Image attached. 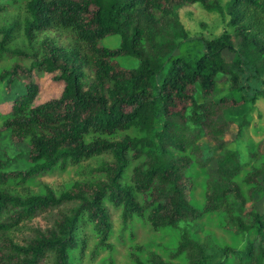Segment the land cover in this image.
Segmentation results:
<instances>
[{"label": "trees", "instance_id": "trees-1", "mask_svg": "<svg viewBox=\"0 0 264 264\" xmlns=\"http://www.w3.org/2000/svg\"><path fill=\"white\" fill-rule=\"evenodd\" d=\"M190 4L228 18L223 24L229 29L213 38L192 36L177 14ZM16 10L21 14L0 24V60L15 58L0 69V84L10 93L17 80L42 70L58 72L53 79L63 89L37 105L32 81L8 95L11 111L1 126L16 143L26 142L27 167L8 170L9 159L0 160V264H71L70 252L83 244L86 227L99 247L110 248L106 204L120 209L124 224L144 219L154 231L183 224L173 256L186 254L187 264H226L230 254L237 264H264V214L252 211L249 221L240 215L248 197L232 177L241 159L223 139L233 122L224 111L264 97V0H24ZM49 33L66 35L68 43ZM110 35L120 36L119 45L101 46ZM24 59L28 65L19 63ZM119 59L136 65L122 66ZM249 80L263 88L250 95ZM244 123H236L238 136ZM202 136L223 149L215 166L228 183L205 182L200 210L187 184L192 153L210 156L209 147L197 143ZM96 157L91 179L74 180L60 192L47 185L41 192L6 187ZM262 180L250 197L264 198ZM52 209L47 229L35 227L22 242L13 238L35 214ZM221 210L242 244L211 254L186 224ZM138 251H131L133 264H181L154 252L142 258Z\"/></svg>", "mask_w": 264, "mask_h": 264}, {"label": "rangeland", "instance_id": "rangeland-1", "mask_svg": "<svg viewBox=\"0 0 264 264\" xmlns=\"http://www.w3.org/2000/svg\"><path fill=\"white\" fill-rule=\"evenodd\" d=\"M17 2V3H16ZM15 3L11 0H0V24H7L11 17L21 14L18 9L23 6L24 0H17ZM180 23L184 28L193 35H202L206 38H213L221 32L229 29L223 24L228 18L222 20L218 13H208L199 4L183 5L177 10ZM59 44L68 43L67 36L49 33ZM20 41V40H15ZM120 36L110 35L99 41L101 46L115 48L119 45ZM16 45H21L17 43ZM225 58L230 60L232 54L224 53ZM15 61V58L5 57L0 60V69L7 68ZM29 59L19 60L22 65H28ZM119 63L125 67L136 65L134 59H119ZM42 70H33L30 77L18 78L17 82L11 89L4 90L0 84V160L9 159L8 170L21 169L27 167L25 154L27 149L26 142L16 143L8 131L3 130L2 121L11 111L12 98L8 95L13 94L20 84L32 81L38 85V94L34 105L44 103L48 100L59 97L63 83L54 80V75ZM249 91L253 94L256 89H262L263 85L259 82L252 84L248 81ZM220 86L226 87L227 84L221 83ZM19 91V90H18ZM224 116L232 120L225 129L223 139L226 142V148L236 150L240 155L241 168L238 173L232 177L245 195L248 201L244 205L243 218L250 219L249 213L252 211L264 214V198H258L257 194L249 196L250 188L254 182L262 183L264 176V97L258 98L254 104H245L228 108L224 111ZM242 120L245 121L241 135H237V124ZM200 147L208 146L210 150L209 159H206L203 152L192 153V163L190 168L189 190L190 200L197 209H202L205 204L204 191L205 182L209 185L221 183L227 185L226 179H221L216 172V160L223 154L214 140L208 136H202L198 141ZM256 155V156H254ZM100 157H96L81 163L78 166H69L65 170L54 169L45 174H39L29 179L26 183H8L6 187L13 190L22 191L27 188L30 191L41 192L43 185L49 186L53 191L60 192L70 185L74 180L91 179L94 175L91 170L99 164ZM261 169V174L256 172ZM207 175V176H206ZM249 180V181H245ZM235 202L229 200V204ZM107 212L111 222V233L108 240L110 248L99 247L98 238L88 227L83 228L80 236L83 244L76 250L70 252L71 264H133L131 260L132 249H139L138 253L142 258L151 253L161 255L165 260L175 263L187 264L186 254L173 256L179 242V232L183 224H178L175 228L161 229L154 231L144 219L135 218L129 223L124 224L120 217V209L106 204ZM56 210L42 211L25 222V226L20 231L13 233V238L22 242L32 235V229L35 227L42 230L47 229L54 218ZM190 237L197 243L207 248L209 253L213 254L224 247L237 248L241 247L240 235L235 228L229 225L223 210L205 212L195 221L186 224ZM264 243V242H263ZM98 246V247H97ZM45 260L40 264H46ZM226 264H237L236 258L231 254L225 259ZM222 264L224 260L222 259Z\"/></svg>", "mask_w": 264, "mask_h": 264}]
</instances>
